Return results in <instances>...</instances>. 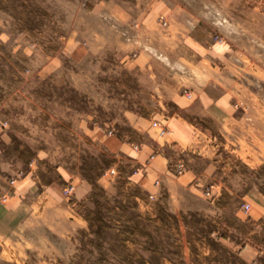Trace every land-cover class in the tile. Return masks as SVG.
Returning a JSON list of instances; mask_svg holds the SVG:
<instances>
[{
	"label": "rangeland",
	"instance_id": "obj_1",
	"mask_svg": "<svg viewBox=\"0 0 264 264\" xmlns=\"http://www.w3.org/2000/svg\"><path fill=\"white\" fill-rule=\"evenodd\" d=\"M84 11L81 0H0V182L7 186L31 169L42 180L56 178L84 221L63 242L55 238L53 255H0V264H264V165L246 177L223 175L212 202L210 194H151L134 176L141 165L106 140L110 132L137 137L127 110L135 105L150 116L151 103L135 95L151 75L184 90L209 77H237L238 68L183 51L170 53L171 61L155 53L150 69L128 67L123 52L98 46L99 21ZM213 25L219 41L226 27ZM246 54L263 62L264 46ZM241 55L232 60L242 64ZM247 71L243 79L264 95V68ZM72 180L85 184L80 200Z\"/></svg>",
	"mask_w": 264,
	"mask_h": 264
},
{
	"label": "crops",
	"instance_id": "obj_2",
	"mask_svg": "<svg viewBox=\"0 0 264 264\" xmlns=\"http://www.w3.org/2000/svg\"><path fill=\"white\" fill-rule=\"evenodd\" d=\"M81 5L99 21L93 30L98 46L123 52L128 67L150 69L158 63L155 53H166L171 61L170 53L183 51L211 66L238 68L237 77H209L201 87L184 90L180 85L174 90L151 75L150 86L135 95L151 103L150 118L135 105L127 110L137 137L106 134L111 150L141 165L134 176L147 192L210 194L212 202L221 193L223 175L258 173L264 165V95L243 78L247 69L264 68V61L250 60L246 54L264 46L258 40L264 36V0H81ZM204 9L208 13L203 18L199 11ZM159 14L165 16L164 27ZM220 21L226 28L222 39L214 41L213 24ZM235 53H242V64L232 60ZM186 89L192 97L183 93ZM161 127L166 131L161 133ZM179 163L184 168L175 174ZM34 171L17 175L7 186L0 182V195L7 198L0 203V255H53L55 238L63 242L84 224L63 196L60 181L42 180ZM72 182L74 199L80 200L85 184Z\"/></svg>",
	"mask_w": 264,
	"mask_h": 264
},
{
	"label": "built area",
	"instance_id": "obj_3",
	"mask_svg": "<svg viewBox=\"0 0 264 264\" xmlns=\"http://www.w3.org/2000/svg\"><path fill=\"white\" fill-rule=\"evenodd\" d=\"M160 18H161L162 23H163V24H166V21L164 20V18H163V17H160ZM188 96H190V93L188 94ZM0 124H1L2 126L5 125L4 122H0ZM153 125H154V126H159L158 121H153ZM165 131H166V128H164V127H161V128H160V132H161V133H163V132H165ZM183 168H184L183 163H179V164H177V171H178L179 173L183 170ZM158 182H159L158 180L155 181L156 184H157ZM72 189H73V186H72V185H68V186H66V187L64 188V191H66V192H71ZM6 199H7V198H6L5 196L0 195V203H4V202L6 201ZM244 206H245L246 209L248 208V204H245Z\"/></svg>",
	"mask_w": 264,
	"mask_h": 264
}]
</instances>
